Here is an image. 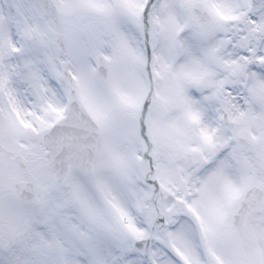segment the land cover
Instances as JSON below:
<instances>
[{
    "label": "snow or ice",
    "instance_id": "6c2138e0",
    "mask_svg": "<svg viewBox=\"0 0 264 264\" xmlns=\"http://www.w3.org/2000/svg\"><path fill=\"white\" fill-rule=\"evenodd\" d=\"M0 264H264V0H0Z\"/></svg>",
    "mask_w": 264,
    "mask_h": 264
}]
</instances>
